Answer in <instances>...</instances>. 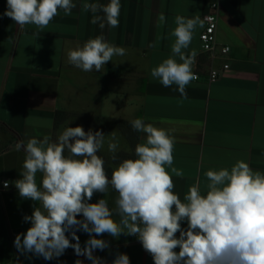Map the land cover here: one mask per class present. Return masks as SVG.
<instances>
[{"label":"crops","instance_id":"crops-1","mask_svg":"<svg viewBox=\"0 0 264 264\" xmlns=\"http://www.w3.org/2000/svg\"><path fill=\"white\" fill-rule=\"evenodd\" d=\"M213 3L219 4L221 17L218 37L232 45L231 68L212 83L201 69V78L191 82L188 98L181 102L175 85L165 88L152 78L151 69L171 54L168 33L175 27L174 17L202 19ZM121 4L117 28L105 24L101 29L90 22L91 13L77 7L69 16L61 12L40 31L34 25L20 29L3 15L7 4L0 0V264H75L77 259L91 264L71 248L46 261L21 255L14 247L16 235L30 227L23 217L31 215L34 204L22 199L14 186L25 158L23 150L16 149L20 140L44 136L55 140L66 127L78 125L105 135L115 131L120 141L117 159L111 158L107 143L98 153L111 176L121 160L134 158L143 134L131 128L130 120L142 118L173 130L174 166L184 172L183 178L173 176L181 199L197 182L204 190L209 169L230 168L242 159L264 172V0H121ZM161 13L166 17L163 26L158 23ZM204 26L197 28L187 51L200 53ZM98 35L125 48L126 55L114 57L101 72H84L68 63V50ZM40 179L37 174L38 183ZM115 195L96 193L91 202L106 198L112 205ZM77 235L83 246L88 234ZM98 238L110 243L109 249L95 252L108 264L118 252L126 253L130 264H153L136 237Z\"/></svg>","mask_w":264,"mask_h":264},{"label":"clouds","instance_id":"clouds-1","mask_svg":"<svg viewBox=\"0 0 264 264\" xmlns=\"http://www.w3.org/2000/svg\"><path fill=\"white\" fill-rule=\"evenodd\" d=\"M6 4L3 15L20 29L34 25L40 31L61 12L69 16L77 7L91 13L90 22L101 29L105 24L117 28L122 8L121 0L106 4L6 0ZM158 23L166 24L163 13ZM203 23L200 16L176 15L175 27L168 33L171 54L151 69L152 78L162 86L175 85L181 102L188 98L186 88L198 79L193 72L197 52L187 50ZM125 55V48L98 35L68 50L67 61L84 72H101L114 57ZM130 125L143 134L142 142L136 144L134 158L121 160L111 176L98 153L107 143L111 158L117 159L120 141L115 131L105 135L68 126L55 140L33 137L16 144L25 158L14 186L22 199L34 202L31 215L23 217L30 227L15 237L17 252L50 261L71 248L91 264H108L95 252L109 249L110 243L98 237L118 239L123 234L136 237L153 264H264V172L242 159L230 168L209 169L204 173V190L197 182L181 199L173 176L183 178L184 172L174 166L173 130L142 118L130 120ZM3 186L8 188L9 182ZM110 191L116 193L112 205L106 198L91 202L94 194L106 197ZM78 231L89 236L83 246ZM75 264L83 261L77 259ZM110 264H130V257L118 252Z\"/></svg>","mask_w":264,"mask_h":264},{"label":"built area","instance_id":"built-area-1","mask_svg":"<svg viewBox=\"0 0 264 264\" xmlns=\"http://www.w3.org/2000/svg\"><path fill=\"white\" fill-rule=\"evenodd\" d=\"M202 20L205 26L200 34L201 51L197 53L196 62L193 66L194 73L198 76L195 81L201 78V69H204L207 82L212 83L230 71L232 45L218 37V29L221 23L218 3L211 5V10L202 17ZM202 59H205L206 62H202Z\"/></svg>","mask_w":264,"mask_h":264}]
</instances>
